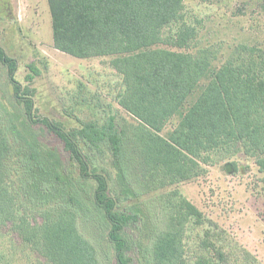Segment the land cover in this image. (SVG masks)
Listing matches in <instances>:
<instances>
[{
    "label": "trees",
    "instance_id": "obj_1",
    "mask_svg": "<svg viewBox=\"0 0 264 264\" xmlns=\"http://www.w3.org/2000/svg\"><path fill=\"white\" fill-rule=\"evenodd\" d=\"M47 4L55 49L79 59L110 57V66L120 77L112 103L136 125L120 124L118 109L103 105L99 95H77L83 85L72 98L90 108L93 117L80 122L81 129L66 130L39 116L34 99L15 79L17 62L0 48V63L7 69L25 122L60 143L73 175L70 178L60 163L53 165L34 136L22 137L13 121L6 127L0 116V226L11 225L48 264H99L95 248L77 229V213L96 211L108 226L114 263L134 264L133 251L140 253L143 244L130 232L138 209L125 207L123 201L152 190L157 182L156 188H163L197 178L204 165L225 162L224 169L234 173L237 165L229 160L238 154L255 160L264 183V49L239 44L214 68L218 49L197 46L199 29L188 22L183 0H47ZM32 65L34 75L26 76L28 82L40 73ZM203 79L208 82L181 113ZM176 115L178 124L167 138L160 136ZM123 124L135 130L128 132ZM97 160L108 162L113 177L98 172ZM16 164L21 172L17 176ZM137 172L146 176L136 178L132 194L127 183L130 173ZM10 176L17 178L15 188ZM111 184H121V199L113 197ZM173 200L172 211L165 215L166 232L152 242L155 264H260L185 198L175 194ZM36 218L40 223L33 222Z\"/></svg>",
    "mask_w": 264,
    "mask_h": 264
},
{
    "label": "rangeland",
    "instance_id": "obj_2",
    "mask_svg": "<svg viewBox=\"0 0 264 264\" xmlns=\"http://www.w3.org/2000/svg\"><path fill=\"white\" fill-rule=\"evenodd\" d=\"M183 4L188 22L199 29L197 46L218 49L214 68L219 67L232 48L239 44L264 49V0H183ZM0 48L17 62L15 79L24 93L34 99L35 112L39 116L48 117L66 130L81 129L80 122H88L93 117L90 108L80 104L79 99L72 98L83 85L84 91L81 89L77 95H99L103 105L112 104L114 109H118L115 115L120 124L128 122L136 125L129 115L112 103V97L119 89L120 77L110 66V57L79 59L55 49L47 0H0ZM31 65H36L40 73L28 82L26 76L34 75L32 68H29ZM207 82L208 79H203L199 83L186 100L181 113L191 106ZM22 113V105L13 96L7 69L0 63V116L4 125L7 127L11 120L22 137L31 140L34 136L41 152L51 157L53 165L60 163L71 178L73 175L67 168L68 157L60 143L28 126ZM179 119V115L174 116L159 133L160 136L167 138ZM125 127H128V132L135 130V126ZM129 134L135 136V133ZM12 148H18L17 142ZM101 159H107V156ZM229 162H235L236 172H227L223 167L225 162L204 165L197 178L168 184L163 188H156L157 182L151 186L152 190L123 201L125 207L135 205L138 209L136 216H130V232L143 244L140 253L133 251L134 264L137 261L138 264L156 263L151 253L152 242L155 237L162 238L166 232L168 220L165 215L172 211L169 204L175 202V194L185 198L206 218L225 229L260 264H264L263 174L258 171L255 160L243 154H238ZM96 165L98 172H107L113 177L108 162L97 160ZM19 173L20 167L17 165L16 176ZM145 176L141 172L130 173L127 184L132 194H136V178L142 180ZM9 180L13 181V188L18 186L16 177L10 176ZM89 185L92 191L93 184ZM121 187V184L120 187L111 184L115 199L119 198ZM123 202H119V206ZM91 212V215L77 213V229L83 240L95 248L99 264H115L111 245L106 238L108 226L96 211ZM33 222L40 223L39 218ZM146 234L149 236L145 237ZM0 264L48 262L24 244L12 226L6 224L0 226Z\"/></svg>",
    "mask_w": 264,
    "mask_h": 264
}]
</instances>
